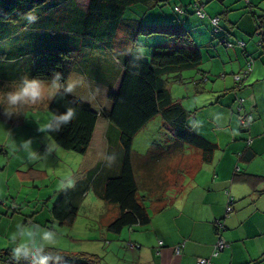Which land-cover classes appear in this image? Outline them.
<instances>
[{
    "label": "trees",
    "instance_id": "1",
    "mask_svg": "<svg viewBox=\"0 0 264 264\" xmlns=\"http://www.w3.org/2000/svg\"><path fill=\"white\" fill-rule=\"evenodd\" d=\"M170 4V0H0V62L5 66L0 81L15 80L25 74L42 79L54 73L67 76L70 73L67 62L71 60L78 62L76 67L79 72L91 74L93 70L99 73L111 70L119 75L123 71L120 89L109 93L112 101L110 109L95 111L90 103L77 96L52 99L49 104L52 120L67 110L76 112L77 117L71 124L61 127L58 134H55L54 127L52 134L48 135L58 146L77 153L86 154L89 150L99 118L109 121L107 136L110 137V144L121 149L120 170L106 179L100 193L103 200L118 208L115 218L104 224L109 233L118 234L136 224H148L151 221L149 209H164L171 200L181 196L194 173L202 164L213 161L220 148L219 144L196 132L197 111L173 100L167 86L171 79L175 83L188 82L184 72L189 70L198 73L192 80L202 88L197 89L199 92L207 89V82H214L209 71L201 69L203 53L182 18L172 15L163 20V8ZM193 4V12L188 6L178 5L173 11L176 15L196 13L201 18L206 17L201 7L203 4L199 1ZM233 4H226L222 13L226 15L225 20L230 10L234 9ZM245 4L255 22V32L251 36L255 34L259 37L260 50L253 47L252 51H248L243 39L232 42L230 37L233 34L221 23V17L210 18L212 23L214 18H219L217 25L213 23L214 32L227 40L224 45L237 47L245 53L247 62L239 75L241 79L247 75L249 78L255 59L264 55V7L249 1ZM156 9L160 11L155 12ZM30 12L37 17L35 22L26 19V14ZM149 12L152 18L147 22L144 16ZM160 16L162 18H158ZM152 35H159L161 42L151 48L147 58L133 62L131 57L123 55L130 40L150 38ZM14 60H25L26 67L13 73L10 64L14 66ZM241 79L236 83H243ZM239 100L238 97L236 101ZM239 107V103L236 104L234 111L240 114V126L244 133L250 130L253 116L251 112H242ZM157 115L161 116L162 125L173 137L172 141L164 144L153 142L145 159L135 166L132 155L134 137ZM113 135L116 140H113ZM247 155V158H252L254 152L250 150ZM260 178L244 171L235 174V179L253 184L254 190H257L255 186ZM233 203L234 198L230 196L231 210ZM78 211V203L72 200L69 189L60 192L51 208L54 217L64 226L74 225ZM225 228L224 220H217L219 237L213 246L212 257L219 256L228 246L223 236ZM219 239L225 241L222 249L217 247ZM54 251L64 257L63 264H103L102 258L93 253H73L57 247ZM6 258H9V250L0 249V260Z\"/></svg>",
    "mask_w": 264,
    "mask_h": 264
},
{
    "label": "crops",
    "instance_id": "2",
    "mask_svg": "<svg viewBox=\"0 0 264 264\" xmlns=\"http://www.w3.org/2000/svg\"><path fill=\"white\" fill-rule=\"evenodd\" d=\"M197 1L201 2L203 4L201 7L205 9L211 2L218 3L221 1L223 4V0ZM247 1L258 3L264 7V0ZM191 3H193L192 0ZM227 17L230 21L225 20V24L231 29H235L234 25L239 24L238 20L230 15ZM240 35L238 36L240 37ZM221 42L225 44L227 40L222 38ZM217 51L216 55L213 56L215 58L222 55L220 50L217 49ZM17 61L20 62L14 60L12 63ZM21 62V65H10L13 73L26 67L25 60ZM77 63L74 60L67 62L70 72H79L76 67ZM242 67H244L243 64L240 65V70ZM211 71L214 70L211 68ZM218 71L225 73H219V78L223 75L220 83L226 86H220L217 84L218 82H214L215 84L210 86L209 81L205 84L207 93L211 91V94L214 95L212 97L203 95L201 100L197 95L196 102L194 99L197 114L201 110V118L199 119L197 116L195 118V129L197 133L206 129L214 136L215 129L220 131L218 127L224 123L223 133L225 135L217 134V137H223L227 143L223 146L224 148L220 147L217 150L213 161L200 166L198 172L194 173L190 182L185 186V191L181 196L171 200L166 208L162 209L161 207L151 211V221L148 224H136L128 229L125 228L118 234L107 232L104 224H101L95 234L88 237V233L85 235L84 232L83 235L82 232L74 230L76 222L73 226H68L65 231H61L59 227L64 225L60 224L54 217L51 208H48L49 213L44 214L45 221L40 222V218L36 215L37 210L34 211L36 208L31 206V200L24 201L16 197L11 199L10 192L13 190L11 184L9 183L10 186H8L0 182V199H3L0 202V249L9 250L10 247L14 246L12 241L17 225H33L34 223L57 233L58 239L55 241L57 248L73 253L83 251L96 254L102 258L103 264H199L200 259H207V257L214 264H264V192L257 191L264 190V55L258 60L255 59L249 78L248 75L245 77L246 74H244V79L240 78L244 84L239 82V84L234 85L233 83L228 87L225 69ZM241 71L236 73L235 70H232L230 74L235 73V80H240L237 76L241 74ZM3 72H5V66L0 62V76H4ZM82 73L94 78L99 84L107 88L106 97L103 95L101 97L102 101H106L105 104L111 108L112 101L109 98V93L117 92L120 89L123 71L119 75L112 73L111 70L102 73L94 70L91 74L87 71H82ZM209 73L212 74V72ZM229 91L235 92L234 101L239 97L242 105L237 101L235 103L233 101V104L231 101L227 103L226 98L223 99L222 94L226 95ZM85 93L83 92L81 95L84 96L85 101H88ZM90 94L93 95L91 92ZM90 101L93 110L97 111L95 107L99 104L100 99L97 96L90 97ZM224 103L228 105L225 106ZM238 103L239 109L243 110L242 112H251L250 114L253 116L250 130L244 133L241 130L238 117L236 120L240 130L237 131L235 128L234 119L237 113H234V108ZM106 108L110 109L107 106ZM205 108L210 114L205 113ZM238 115L240 116V114ZM1 118L3 119L0 120V128L4 130L6 121H12V119ZM12 122L21 123V120L17 122L14 119ZM14 126L12 124L13 128ZM108 128H110L109 121L100 117L87 153H98L101 158L108 156L105 155V153L110 152L108 150L111 145L110 137L107 136ZM8 136L1 149V153L4 154L0 155V162L3 163L0 164V175L5 172L6 164L11 165L13 163L12 156L18 152H14L8 147L11 143L9 138L12 139L14 136L13 140L17 144L21 141V136L17 135L15 129ZM113 140H116L114 135ZM212 141L217 144L222 143L218 142L216 137ZM250 150L254 152V155L252 158H247V153ZM31 155L33 156L34 153ZM32 159L30 157L26 158V161L22 158L19 159L17 180L21 183L28 180L30 184L26 186L34 188L37 187V178L47 174V171L43 174L40 173V175L34 168L23 171L25 164H29L33 161ZM90 160L92 161V158ZM32 164L31 162L30 165ZM112 166L117 168L113 172L119 171L121 159L114 157ZM237 171H244L261 177L260 181L257 182L258 185L255 186L257 190H254L253 184L250 182L235 179ZM25 184L27 183L22 184L23 188ZM58 193L60 194V192ZM230 196L234 198V203L230 213H227ZM50 198L51 202L53 196ZM25 205L31 209L24 210ZM221 219L224 220L226 226L223 236L228 246L219 256L212 257L213 246L219 237L216 222ZM55 225L58 229L55 228ZM0 264H10L9 258L1 259Z\"/></svg>",
    "mask_w": 264,
    "mask_h": 264
},
{
    "label": "rangeland",
    "instance_id": "3",
    "mask_svg": "<svg viewBox=\"0 0 264 264\" xmlns=\"http://www.w3.org/2000/svg\"><path fill=\"white\" fill-rule=\"evenodd\" d=\"M171 4L167 5L163 8V20L166 18H171V16H179L182 18L183 23L186 27L190 28L192 35L194 37L195 44L201 49L203 53V62L201 65V69L204 71L212 72L211 80L214 82H218L217 84L220 86L225 87L226 85L220 83L222 81V77L220 74H225L223 71H218L220 69H225L227 73V84L228 87L231 85L236 84V80L234 78V74H230L232 70H235L236 73L244 70L246 68V56L245 53L235 47V48H228L221 42V35H216L214 32L215 26L211 21V17L213 16H220L221 23L226 27V30L231 32L233 35L230 37V40L234 43H237L238 39H243L246 42V48L248 51H251L253 47L258 48V36H251L255 29L254 20L250 18L249 15V8L246 6L245 2L248 3L247 0H223L224 5L221 1L218 3L211 2L209 5L204 8L206 12V17L201 18L196 13H191L187 16L185 15H176L173 11L175 5L186 6L190 7L189 10L193 12L194 4L191 3V0H170ZM193 2L197 0H192ZM252 1V0H251ZM234 3V9H231L228 13L231 17H234L238 20L239 24L234 25L236 28L231 29L227 24H225V16L221 13L226 7V4ZM153 10V9H152ZM150 10V11H152ZM160 11V10H157ZM153 12V11H152ZM151 12L147 13L144 18L147 22L151 20ZM160 15V14H159ZM162 18V16L158 17ZM178 18V17H175ZM248 18V20H246ZM252 24H251V22ZM248 23V24H247ZM241 24V26H240ZM241 34V35H240ZM240 35V37L238 36ZM160 36L159 35H152L150 38L142 37L144 42L148 45L149 50L157 44L160 43ZM216 49V50H215ZM220 50L222 52V57L215 58L213 57L216 55V51ZM218 52V51H217ZM254 57V56H253ZM147 58V57H146ZM258 60V58H256ZM22 62H14L13 65H21ZM242 69L240 70V65H242ZM11 65V64H10ZM211 68L214 71H211ZM195 70L185 71L184 75L189 80L185 84L175 83L172 79L169 80L167 86L170 90L171 96L175 101H181L183 105L190 110H196V104L194 103L197 101V98L206 95L208 97H212L211 91L207 93V89L204 90L203 93H199L197 87L192 79L197 76ZM11 81L10 79L0 81V86H6ZM210 81L209 85L213 86L215 83ZM209 91V90H208ZM85 96L90 100V97H96L91 95L90 92L85 90ZM207 93V94H206ZM82 94V93H81ZM239 94V92H237ZM198 95V97H197ZM228 95V96H226ZM222 94L223 99L226 98V102L228 103L231 101L233 104L235 98V92L229 91L228 94ZM100 101L95 107L98 112L102 109L110 108L109 105H106V101H102L101 95L97 96ZM232 97V98H231ZM50 100H47L46 105L44 103H38L36 105L31 106L30 108L24 109L27 114H20L11 117L12 121L21 120V123H13L12 121H6L5 129L0 128V155L4 154L1 153L2 145L4 140L9 137L8 134L15 132L17 135L21 136V141L18 145H21L25 140L31 141L30 151L34 153L33 164L26 163L23 168V171H28L30 168H34L36 172L40 175L43 172L47 171V174H43L39 176L36 180L37 187L31 188L26 185L28 180L22 181L25 184V187H22L21 182L17 180L19 172L18 169V161L20 158L25 159L29 157V155L23 151H18L15 156H12L13 163L10 165L9 163L5 165V172L0 175V182L8 185L11 184L13 190L10 192V198L13 197L19 198L20 200H31V206H34L37 210V216L40 218L41 221H45L46 217L44 214L49 213L48 208H52L54 202L57 200L59 193L66 190L71 191V197L74 202L78 203L79 211H78V218L76 219V224L74 226V230L76 232L80 231L82 234L85 235L88 233L89 235L95 234L97 229L100 227L101 224H108L111 220H113L118 212L117 206L106 202L102 199L100 193L102 192L103 184L105 183L106 179L114 175L113 172L117 170V168L111 167V163L113 159L120 158L119 148L117 145L113 143L110 145L109 153H105V155L101 158L100 154H92L86 153L81 154L77 153L72 150L64 149L58 146L49 135H46L45 126L52 120L53 113L49 108ZM225 100V99H224ZM236 100V99H235ZM236 101H234L235 103ZM224 103L225 106L228 104ZM233 109V108H231ZM205 113H209L207 108H205ZM200 111L197 114V117L200 119ZM204 113V114H205ZM235 113V111H234ZM237 113V112H236ZM0 116L7 117L3 114L2 110H0ZM238 117V118H237ZM237 119L240 122V116L237 113V116L234 119L236 123V130L239 131ZM3 118L0 117V120ZM199 123V121H198ZM12 124L14 128L12 127ZM9 127V128H8ZM218 130L215 129L214 136L207 131L206 129L203 131H199V134L207 137L209 140L212 141L215 137L218 139L219 146L224 148L223 146L226 145L227 141H224L223 137H217V134L224 136V123L220 124ZM8 130V131H7ZM172 136L166 131L162 125V119L160 115L154 117L137 135L134 137L133 141V162L134 165L138 164L140 161L145 159V155L148 153L150 147L152 146L153 142H159L161 144L171 142ZM14 139V136L12 140ZM221 139V140H220ZM214 141V140H213ZM18 142V139H17ZM35 145V146H34ZM107 151V150H106ZM117 155H119L117 157ZM4 156V155H3ZM145 156V157H144ZM14 157V158H13ZM92 158V161L90 160ZM149 161L150 156L148 157ZM0 164H3L0 162ZM21 170V169H20ZM32 186V185H30ZM8 193V192H7ZM6 193V194H7ZM9 194V193H8ZM29 196V197H28ZM50 196H53L52 201L50 202ZM28 197V198H27ZM51 204H50V203ZM53 202V203H52ZM26 204V203H25ZM24 205V203H23ZM24 210H29L31 208H27V205L24 206ZM150 213L152 210L149 209ZM28 213V212H25ZM103 222V223H102ZM34 224V223H33ZM31 225V224H30ZM41 226V225H40ZM61 226V225H60ZM55 228L58 229L57 225ZM68 226H61L59 229L66 230ZM128 229V228H127ZM94 232V233H93Z\"/></svg>",
    "mask_w": 264,
    "mask_h": 264
},
{
    "label": "clouds",
    "instance_id": "4",
    "mask_svg": "<svg viewBox=\"0 0 264 264\" xmlns=\"http://www.w3.org/2000/svg\"><path fill=\"white\" fill-rule=\"evenodd\" d=\"M26 19L35 22L37 17L30 12L26 14ZM149 54L148 45L142 37L130 40L123 51V55L131 57L133 62L143 60ZM85 90L90 91L94 96L107 95L106 87L82 72H70L67 76L54 73L46 79L25 74L6 86H0V110L11 118L22 113L27 114L24 109L38 103L46 105L47 100L50 99L64 100L77 96L80 100H84L81 93ZM85 102L91 103L90 100ZM76 117V112L67 110L63 115L55 116L54 120L45 126L46 131L43 133L52 134V129L55 127V134H58L61 127H67ZM30 146V140L18 145L12 139L8 145L12 151H23L33 158ZM57 239L56 232L40 225H17L12 241L14 246L9 248L10 264H63L64 257L54 251Z\"/></svg>",
    "mask_w": 264,
    "mask_h": 264
},
{
    "label": "built area",
    "instance_id": "5",
    "mask_svg": "<svg viewBox=\"0 0 264 264\" xmlns=\"http://www.w3.org/2000/svg\"><path fill=\"white\" fill-rule=\"evenodd\" d=\"M199 14L203 15L201 11H199ZM218 22H219V18L218 17L213 19V23L215 25H217ZM237 78L240 79V76L238 75ZM230 210H231V208L228 207V211H230ZM224 246H225L224 239H219V241L217 243V247H219V249H222ZM199 264H213V263L210 260H208V259L202 258V259L199 260Z\"/></svg>",
    "mask_w": 264,
    "mask_h": 264
}]
</instances>
